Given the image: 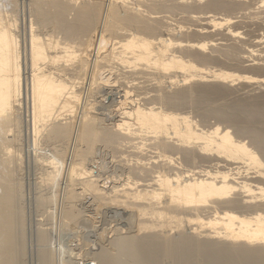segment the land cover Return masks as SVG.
<instances>
[{
	"label": "bare ground",
	"instance_id": "6f19581e",
	"mask_svg": "<svg viewBox=\"0 0 264 264\" xmlns=\"http://www.w3.org/2000/svg\"><path fill=\"white\" fill-rule=\"evenodd\" d=\"M4 1L7 5H0V264H22L21 256L26 252L22 239L26 219L20 203L23 185L17 164L23 155L20 147L16 148L24 131L23 123L20 131L24 119L21 109L28 116L25 126L29 137H34L35 149L40 148L41 137L53 145L51 157L38 160L49 185L61 181L64 155L69 153L65 144L69 140L74 144V161L66 173L67 205L63 204L68 222L81 218L78 203L87 194L100 204L110 203L111 208L115 205L134 210L139 217L136 235L118 241L120 237H116L107 247L103 243V250L94 258L98 264H264V93L252 99L211 103V97L220 98L228 84L239 80L256 89L264 86V58L255 56L249 39L245 41L236 27L239 23L245 24L247 32L253 28L263 31L264 0H137L134 6H130V0H29L27 8L25 1L21 2L23 32L17 0ZM36 25L44 30L51 27L54 33H43L41 28L43 31H38ZM55 31L65 39L56 38ZM214 32L222 37L205 40ZM175 35L186 39L177 41ZM225 59L238 69L255 65L256 72L241 74L210 66ZM115 63L130 69V73L140 69L141 73L133 74L144 73V79L151 78L145 77L147 71L153 73L155 83L159 78L160 92L152 93L153 102L144 99L142 104L140 98L132 107L128 106L132 91L125 89V99L119 92L124 101L108 102L121 104L116 108L119 119L109 125L98 117L104 113L97 112L93 101L98 98L93 96L92 100L89 94V98L84 97L79 87L88 81H83L88 75L91 85L99 88L102 81L106 85L109 78L105 79L102 72L109 66L113 69ZM166 83L179 88L170 91ZM95 90L90 94L95 95ZM189 104L198 106L203 119L214 116L228 126L200 128L193 117L175 112ZM142 132L149 133L148 137L151 134V143ZM237 134L246 135L250 141ZM98 144L112 152L124 147L138 152L132 158L127 157L130 154L121 157L120 171L125 178L120 185L106 186L103 176L88 166ZM148 150L152 156L146 153ZM234 163L244 166L231 167ZM223 166L228 170H221ZM47 197L41 199L42 204L48 205ZM202 215L207 219L198 224H206L203 229L191 225V232L171 234V230L182 227L183 218L189 223L193 216L198 222L205 221ZM41 243L44 246L45 242ZM114 247L117 253L112 252ZM45 248L38 254L40 264H58L56 256L53 262L50 247ZM121 254L127 257L125 261L124 255L123 263L118 262Z\"/></svg>",
	"mask_w": 264,
	"mask_h": 264
},
{
	"label": "rangeland",
	"instance_id": "374dc122",
	"mask_svg": "<svg viewBox=\"0 0 264 264\" xmlns=\"http://www.w3.org/2000/svg\"><path fill=\"white\" fill-rule=\"evenodd\" d=\"M3 1V2H2ZM20 1V3L22 2V1H25V5H26V8H27V2H29V0H19ZM19 1L17 0V2H18V7H19V5H20V7H19V9H17V10H19L20 11V14H18L19 16H21V20H19V22H20V29H22V28H24L23 27V25H24V21L25 20H23V17H22V3L21 4H19ZM137 0H130L129 1V4H130V6H134L136 3ZM0 2L2 3H0V5L1 6H6L7 5V3L4 1V0H0ZM6 4H5V3ZM24 9V8H23ZM18 11V12H19ZM17 12V11H16ZM17 12V13H18ZM24 13V12H23ZM238 15H242V14H239L238 13ZM235 16H237L236 14H235ZM239 17V16H238ZM240 18V17H239ZM28 19V18H27ZM238 19V18H237ZM236 19V20H237ZM241 19V18H240ZM182 20V19H181ZM239 20V19H238ZM182 22H183V20H182ZM180 24H182V23H180ZM239 23H236V27H237V30L240 32V36H243L244 38H245V41H247L246 40V38L247 39H249L247 42L249 43V41H250V44L252 45L251 46V48L252 49H255V53H256V55L255 56H258V57H260V58H264V57H261L260 55L262 54V53H264V30L262 31V29H261V31L259 30H256V28L254 29V31H253V29L250 31L249 30V32H250V34H249V32H247L248 31V29H246L247 27H244L245 26V24H239ZM26 25H27V28H28V20H27V23H26ZM239 26V27H238ZM36 27H39L38 25H36ZM41 28V26L39 27V29ZM46 28V27H45ZM38 29V31H41V29H43L44 30V27L43 28H41L40 30ZM42 30V31H43ZM41 31V32H42ZM221 31V30H220ZM22 32H23V29H22ZM47 32H53L54 33V30H52L51 29V27H47L44 31H43V33H46V34H51V33H47ZM216 32H214V36H206V37H204L205 38V40H209L210 38H215V39H219L220 37H222V35H220V33L219 32H217L216 34H215ZM219 33V34H218ZM252 33V34H251ZM45 34V35H46ZM245 34V35H244ZM56 35H58V37L56 36ZM120 36H121V34H119ZM54 36H56V38H60V37H63L64 38V35L62 36L61 35V33H57L56 34V31H55V35ZM60 36V37H59ZM192 38H193V36H191ZM195 37V36H194ZM262 37H263V39H262ZM63 38H62V40H63ZM175 38L177 39V41H178V39L179 40H184V39H186V36H184V35H175ZM184 38V39H183ZM196 38H199V39H201V37H195V38H193V39H196ZM203 38V37H202ZM226 38V37H225ZM251 38V39H250ZM65 39V38H64ZM241 39V38H240ZM243 39V38H242ZM257 40V41H256ZM221 41V40H220ZM259 41V42H258ZM226 42H230V41H225V43ZM255 43V44H254ZM262 44V45H261ZM258 46V47H257ZM111 47H112V45H111ZM111 47L109 46L108 47V51L111 49ZM175 48H177L176 46H174V49ZM173 49V48H172ZM179 49V46H178V48L177 49H175V50H178ZM260 50H262L261 51V54H260ZM259 54V55H258ZM264 55V54H263ZM228 61V60H227ZM226 61V59H225V61H219V62H216V63H212V64H210V66H213V69H222L223 68V70H230V71H234L235 70V72H239V73H241V74H253V73H255L256 71L254 70V68H253V66H255V65H250V66H248V68H246V69H238L236 66H234V65H232L229 61L227 62ZM260 62H262V61H260ZM264 62V61H263ZM66 63H68V62H66ZM69 63H71V62H69ZM68 63V64H69ZM248 63H250V62H248ZM227 64V65H226ZM264 64V63H263ZM106 66V65H105ZM116 66V67H115ZM110 67V66H109ZM108 67V68H109ZM112 67V66H111ZM110 67V68H111ZM118 67V68H117ZM232 67H233V69H232ZM68 68H70V66L68 67ZM103 68L105 69V68H107V67H104L103 66ZM106 69L105 70V73L104 72H102L101 74L105 77L106 76V78L105 79H107V78H109V81L108 82H110V83H108L107 82V84L105 85V83L102 81V80H99V83L102 81V84L99 86V88H97L98 86L97 85H95V86H97V87H95V86H93V85H91V83H90V76L88 75V79H87V76L83 79V81L85 80V82L86 83H84V82H82V84H83V86H84V90L82 89V87L83 86H81V87H79L80 89V91L82 92L83 91V95H84V97H86L88 94L91 96V99L92 100H94V98H92L93 96L95 97V99L96 98H98L97 100H95V101H93V102H95V107H97V112L98 113H101V112H104L103 114H99L98 115V117L99 118H103L104 119V121H105V119H106V121H107V124H111L112 122H114L115 120H117V119H119V113H118V107H120V105L121 104H119L120 102H121V100L124 98L125 99V96L123 95V93H124V91H125V89L126 90H129V91H132L131 92V96H130V99L128 100V106H130V107H132V105H134L133 103H135V101L137 100V99H140V98H142V99H140L141 101H143V102H141L142 104L143 103H145V101H144V99L146 100V101H148L149 102V100L151 101V102H153L154 101V99H152V98H154V96H153V94L155 95V94H158V91H159V85H158V81H159V78L157 79V83H155L156 82V80H155V82H154V80H152V77H154L152 74L153 73H149L148 71H147V73L148 74H145V77H146V75H147V77H151V78H145L144 79V73H142L141 75H142V77H141V75L140 76H138V74L139 73H141V72H139L140 71V69H138V70H134L135 72H138V74H133V73H135V72H133V71H131L132 73H130V69L129 70H127L128 68H124V67H122L121 65H119V64H114V68L113 69H110L111 71H109V69ZM249 68H251L250 70H249ZM100 69H102V68H100ZM238 69V70H237ZM255 72H254V71ZM70 71V70H69ZM102 71H104V70H102ZM107 71H109V72H107ZM113 71V72H112ZM142 71V70H141ZM70 72H72V71H70ZM128 72V73H127ZM246 72V73H245ZM99 73H100V71H99ZM101 74H100V76H101ZM119 74V75H118ZM179 74H182V73H179ZM102 76V77H103ZM126 77V78H125ZM138 77H141V79L140 78H138ZM157 77H158V74H157ZM160 77V76H159ZM110 78H111V80H110ZM144 79V80H143ZM164 79V78H163ZM151 80H152V82H151ZM117 81V82H116ZM140 81H141V83H140ZM143 81V82H142ZM128 82V83H127ZM135 82H137V83H135ZM153 82L157 85H155V84H153ZM103 83H104V85H103ZM112 83V84H111ZM142 83H143V85H142ZM192 83V82H191ZM215 83H217V82H215ZM146 84V85H145ZM151 84V85H150ZM167 84V83H166ZM226 84V83H225ZM86 85H90L91 86V88H92V86H93V88L95 87V89H93V90H95V92L93 93L92 92V94H95V95H91L90 94V92L89 91H93L91 88L88 90L87 89V87L89 88L90 86H87L86 87ZM123 85V86H122ZM140 85H141V87H140ZM164 85H165V83H164ZM251 84L250 83H246V82H243L242 80H239V81H236L235 83H233L232 85H230V84H228V86H227V88H228V90H224L225 91V93L224 92H222L221 94H223L222 96H220V98H217V97H219L218 95H217V97L216 96H213V98H214V100L216 101H213L212 99V97H211V103H217V102H228V101H231L232 100V102L235 100H239L240 101V99L241 100H245L246 98L247 99H252V98H255L256 97V95H257V97L259 96V94H261V92L262 93H264V86L262 85L260 88H254V86H250ZM256 85V84H255ZM102 86H103V88H102ZM144 86V87H143ZM167 89L168 90H170V91H173L174 89H177V88H179L178 87V85H177V87L176 86H172L171 85V87L169 86V84H167ZM226 86V85H225ZM101 87V88H100ZM106 87V88H105ZM154 87V88H153ZM137 88V89H136ZM140 88V89H139ZM146 88V89H145ZM149 88V89H148ZM151 88V89H150ZM226 88V87H225ZM253 88V89H252ZM87 89V90H86ZM105 89V90H104ZM114 90V92L113 91H110V90ZM156 89H158V90H156ZM86 90V91H85ZM106 90H108V92H112V94H114L115 92H116V94L119 96L120 95V93H122L121 95H123V96H117L116 94H115V97H116V99H115V97H114V95L113 96H111V95H107L108 94V92L106 91ZM135 90H137V91H135ZM147 90H149V91H147ZM153 92H152V91ZM263 90V91H262ZM101 91V92H100ZM104 91H105V93H104ZM227 91V92H226ZM118 92V93H117ZM120 92V93H119ZM160 92V91H159ZM86 93V94H85ZM98 93V94H97ZM102 93V94H101ZM153 93V94H152ZM246 93V94H245ZM106 95L105 97H104V95ZM133 94V95H132ZM139 95V97L138 96H136V95ZM149 94V95H148ZM151 94V95H150ZM220 94V95H221ZM89 95H88V98H89ZM100 95V96H99ZM103 97H102V96ZM150 96V97H148V96ZM262 95V94H261ZM141 96V97H140ZM255 96V97H254ZM109 97V98H108ZM113 97H114V99H113ZM123 97V98H122ZM137 97V98H136ZM216 97V98H215ZM249 97V98H248ZM103 98H105V99H103ZM240 98V99H239ZM243 98V99H242ZM245 98V99H244ZM115 101V102H118L120 99V101H119V103L117 104V103H115V102H113V103H111V104H109L108 102L109 101ZM124 99H123V101H124ZM132 99V100H131ZM149 99V100H148ZM152 99V100H151ZM237 100V101H238ZM96 101H99V102H97V105H96ZM134 101V102H133ZM213 101V102H212ZM103 102V103H102ZM137 102V101H136ZM147 103V102H146ZM230 103V102H229ZM113 104V106H109V105H112ZM217 104H219V103H217ZM119 105V106H118ZM159 105V104H158ZM189 105H193V104H189ZM185 106L184 108H182V110H180V109H178V110H176L175 112H179V113H181V114H185V115H188V116H191V117H193V120H197V122H198V124H199V126H200V128H203V127H205L206 129H208V128H210L211 126H214V125H216V124H219V125H222V127L223 126H228V123L226 124V122L224 123V122H218V119L216 118V117H214V116H211V117H208L206 120L205 119H203V117H201V114H200V111H199V108H198V106L196 107L195 105H193V106ZM108 106V107H107ZM115 106V107H114ZM197 108H195V107ZM187 107H190V108H188L187 109ZM192 107H194V108H192ZM100 108V109H99ZM117 108V109H116ZM187 110H186V109ZM103 109V110H102ZM111 109H112V111H111ZM113 109H114V111H113ZM183 109H185V110H183ZM100 110V111H99ZM171 110V109H170ZM21 111H22V114H20V117H23V118H21V119H23V121L22 122H20V131L22 130V127L21 126H25L26 125V123L27 122H25L26 121V119L27 118H25L26 116H27V114H26V111L24 110V109H21ZM190 111V112H189ZM23 112L26 114V115H23ZM21 113V112H20ZM107 113V114H106ZM69 114V113H68ZM112 114V115H111ZM22 115V116H21ZM105 115V116H104ZM28 117V116H27ZM78 117V116H77ZM107 117V118H106ZM106 121H105V123H106ZM21 123H23V125L21 124ZM223 123V124H222ZM23 126V130L24 131H21V136H19V138H18V144H17V146L18 147H16L17 149L19 148L20 149V151H21V153H22V158L20 159V161H18L17 162V164H18V167L20 166V171H18V173L20 174L19 175V177H21V180L20 181H22V183H21V185H23V187L21 188V185H20V188H21V190H23V192H21V196L22 195H24V197L22 196V198L20 199V203H22V206H23V211L25 212L24 214H23V218L24 219H26V222H25V220H24V222H23V227H22V229H23V233H22V239H23V241H25L24 242V244H23V251L25 252V250H24V248L26 249V252L23 254L22 253V255H24V257L23 256H21V261H23V263L24 264H40V256L38 255L39 254V252L41 251V249L42 248H45V246H46V248H49L50 247V250L52 251V258L54 259L53 260V262L56 260L55 259V257L54 256H56V257H58L57 259H59V260H56V262L58 261V264H62V261L63 262H66L67 261V264H69V262H68V260H71L72 261V264H81V263H79V262H81L82 261V264H87L88 262H91L92 264H98V262L97 261H95L94 260V258H95V255L99 252V251H101V250H103V243L104 244H106V246L105 247H107V245H112L111 243L113 242L114 243V240L113 239H115L116 237H120L119 239L117 238V241L118 240H122V237H124V238H127V237H129V236H133V235H136L137 234V228H138V226H139V223H137L138 221H139V217L137 216V214H136V212H134V210H129V209H124V207H118V206H115V205H112V208H111V205H110V203L109 204H102V202H101V204H100V202H97L96 200H94V199H92V198H94V197H92V195L91 194H87L85 197H84V200H83V198L81 199V201H79V203H78V207H79V209H80V212H82V215H81V213H80V216L79 217H81V218H79L78 220H75V221H73V222H68V220H67V218L64 216L65 215V212H63V210H65V208H66V205H67V198H66V195H67V190H68V188H69V181H68V179H67V170H68V167H69V165L74 161V157H72V154H73V148H74V144L73 143H71L70 142V140H69V143L68 144H65V146L66 145H68L69 147L67 148L68 149V151L67 152H69V153H67V154H69V155H67V154H65L64 155V158L65 159H63L64 160V165H63V171H64V173H63V175L64 176H62L59 180H61V181H59V183H58V185L56 184V185H49L48 184V182H46V179H44L45 178V175L42 173V172H44V171H42L41 170V167L42 166H40V165H42V164H40V163H38V160H39V162H41L42 160H45V159H47L48 157H51V155H52V153H53V145H49V141H47V142H49V143H45V141L46 140H44V138L43 137H41V141L42 142H44L43 144L41 143V141H40V148L37 150V149H35V147H34V137H33V135L31 134V137H29V135H30V133H29V131L26 129V126L24 127ZM230 126V125H229ZM224 128V127H223ZM230 128H232V127H230ZM26 130V131H25ZM28 131V132H27ZM233 131H235L234 130V128H233ZM23 132V133H22ZM236 132V131H235ZM145 133V132H144ZM143 132H142V136L143 137H145V138H150L151 137V134H150V137H148L149 136V133H145L144 134ZM145 135V136H144ZM148 135V136H147ZM239 137L241 136V138L240 139H245L246 141H250V139H249V137H247L245 134V136L244 137H242V134H237ZM27 136H28V138H27ZM237 136V137H238ZM21 137V138H20ZM145 140V139H144ZM150 140V139H149ZM138 141V140H137ZM139 141H140V138H139ZM16 142H15V144H14V146H16ZM146 142H147V140H146ZM148 143H151V140L150 141H148ZM42 144V145H41ZM46 144H48V145H46ZM56 144H58V143H56ZM71 144H73V145H71ZM45 145H46V147H45ZM55 145V144H54ZM38 146V147H39ZM43 148V149H42ZM69 148H70V151H69ZM125 148V147H124ZM120 149L119 151L118 150H115V152L113 153L112 152V150L109 148H107V147H105V146H103L102 144H98V146H96V150H95V156H92V158L90 157L87 161H88V166L92 169L93 167V170H97V171H94V173H99V174H101V177H102V179H104V181L103 182H106V186H113L114 184H116V185H120L123 181H121V180H123L122 178H125V175L123 176V174H122V171H120L121 170V163L122 162H120V160H121V157L122 156H124V157H126V155H128V154H130V155H128L127 157H134L135 155H138V152L136 153L135 151H133L131 148H129L130 150H131V152H130V150L128 149V148H126V149ZM36 150V151H35ZM125 150V151H124ZM127 150V151H126ZM150 150V149H149ZM146 151V153L147 154H151V156H152V154H153V152H150V151ZM118 151V152H117ZM121 151V152H120ZM130 153H129V152ZM133 151V152H132ZM153 151V150H152ZM30 152V153H29ZM35 152H37V154H35ZM112 152V153H111ZM125 152V153H124ZM116 153V154H115ZM122 153V154H121ZM124 154V155H123ZM140 154V153H139ZM147 154H145V152H144V156H148ZM25 155V156H24ZM29 155V156H28ZM36 155V156H35ZM38 155V156H37ZM134 155V156H133ZM41 156V157H40ZM118 156H120V157H118ZM155 156V155H154ZM41 158V159H40ZM120 158V159H119ZM92 161H91V160ZM95 159V160H94ZM117 159V160H116ZM94 160V161H93ZM24 161V162H23ZM72 161V162H71ZM112 161V162H111ZM119 161V162H118ZM29 163V164H28ZM19 164H21V165H19ZM40 164V165H39ZM196 164V163H195ZM195 164H193V165H195ZM223 164H225V162H223ZM237 163H234L231 167H236L237 165L238 166H244V164H242V163H238L237 165H236ZM198 165H199V163H198ZM103 166V167H102ZM120 167V168H119ZM225 166H223V168H224ZM226 167H228V165H226ZM225 167V168H226ZM230 167V166H229ZM197 168H199V167H197ZM222 167H221V170H228V168L227 169H223ZM19 169V168H18ZM17 169V170H18ZM43 170H44V168H42ZM102 169V170H101ZM17 172V171H16ZM17 174V173H16ZM43 174V175H42ZM113 174V175H112ZM118 174V175H117ZM42 175V176H41ZM113 177H112V176ZM43 176H44V178H43ZM65 176H66V178H65ZM17 177H18V175H17ZM105 177V178H104ZM43 178V179H42ZM64 178V179H63ZM114 178V179H113ZM20 179V178H19ZM66 179V180H65ZM41 180H44L43 182H45V184L43 183L42 184V181ZM117 180H119V181H117ZM45 186V187H44ZM52 186V187H51ZM78 186V185H77ZM39 187V188H38ZM43 187V188H42ZM47 187H51L50 189L49 188H47ZM54 187V188H53ZM57 187V188H56ZM78 187H80V186H78ZM44 188H46V190L44 189ZM51 190V192L52 191H55V189L57 190V192L56 193H58V194H56L55 192H52V195H51V192L49 191V190ZM38 190V191H37ZM64 190V191H63ZM46 191V192H45ZM41 192H42V194H41ZM50 193V195H48ZM60 193H61V195H60ZM58 195V196H57ZM91 195V196H90ZM47 196H50V201H47L48 202V205H47V203H46V205L43 203L42 204V202H41V199H43L44 197L45 198H48ZM52 196V197H51ZM53 197H55V198H57L56 200H55V198L53 199ZM40 198V199H39ZM24 199V200H23ZM49 199V198H48ZM51 199H52V201H51ZM54 200V201H53ZM66 200V201H65ZM94 200V201H93ZM56 201V202H55ZM55 202V204H53ZM60 202V203H59ZM65 202V203H64ZM92 202V203H91ZM37 203H39V204H37ZM51 203V204H50ZM42 204V205H41ZM49 204H50V206H49ZM63 204H66L65 206L63 205ZM93 204V205H92ZM38 205H41L40 206V208H42V210L39 208V206ZM46 206V207H43V206ZM52 205V206H51ZM102 205H103V207H102ZM49 206V207H48ZM98 207V210H97V207ZM63 207H65L64 209H63ZM101 209H100V208ZM107 207V208H106ZM118 207V208H117ZM43 208H45V211L43 210ZM120 208V209H119ZM48 209V210H47ZM122 209L124 210V211H122ZM54 210V211H53ZM82 210V211H81ZM51 211V212H50ZM53 211V212H52ZM125 211H127V213H125ZM133 211V212H132ZM49 212V213H48ZM62 213H64V214H62ZM84 213H87V214H84ZM123 213V214H122ZM132 213V214H131ZM133 213H135L134 215H133ZM44 214V215H43ZM127 214V215H126ZM129 214H130V216H129ZM192 214H194V213H192ZM62 215V216H61ZM84 215V216H83ZM181 215V218H182V216L184 215V214H180ZM127 216V217H126ZM203 216V220H205V221H200L201 219H198L200 222H198V221H196V217H194L193 216V218L192 219H194L193 221H195L194 223H192L193 221L191 220V224L189 223V221L187 220L188 219V216L186 215H184L183 217H187V221H185V218H183L182 220H184L183 222H181V225H182V227L180 226V228H176V229H173V230H171V234H173V235H175V234H180L179 232H181V231H183L184 233H188V232H191V231H193L192 229H191V227L193 226V228H198L199 230H200V228H201V226L203 225H201V226H199L200 225V223H202V222H206V215L204 216V215H202ZM65 217V218H64ZM129 217V218H128ZM190 217V216H189ZM120 218V219H119ZM127 218V219H126ZM136 218V219H135ZM179 218L180 217H178V220H179ZM205 218V219H204ZM101 219V220H100ZM175 220V219H174ZM58 221V222H57ZM63 221V222H62ZM77 221V222H76ZM130 221V222H129ZM177 221V220H176ZM50 222V223H49ZM127 222V223H126ZM189 223V225H188V223ZM77 223V224H76ZM132 225H131V224ZM183 223V224H182ZM196 223V224H195ZM64 224V225H63ZM113 224V225H112ZM199 224V225H198ZM108 225H109V227H108ZM128 225V226H127ZM131 225V226H130ZM136 227H135V226ZM138 225V226H137ZM192 225V226H191ZM198 225V226H197ZM115 226H116V228H115ZM131 228H130V227ZM183 226H184V228H183ZM189 226V227H188ZM207 225L206 224H204L203 225V227H206ZM25 227V228H24ZM78 227V228H77ZM118 227V228H117ZM126 227H128V228H126ZM110 228V229H109ZM130 228V229H129ZM181 228H183V229H181ZM189 228V229H188ZM43 230L44 231V233H43V231H40V230ZM201 229H203V228H201ZM115 230V231H114ZM129 230V231H128ZM25 231V232H24ZM47 231V232H46ZM94 231V232H93ZM100 231L102 232V233H100ZM132 231V232H131ZM40 232H42L44 235L46 234V236H45V238L47 239H44L43 238V234L41 233V235L42 236H40ZM77 232V233H76ZM126 232V233H125ZM118 233V234H117ZM121 233V234H120ZM134 233H136V234H134ZM25 234V235H24ZM101 234H103L102 235V237H101ZM123 234V235H122ZM131 234V235H130ZM108 235V236H107ZM121 235V236H120ZM126 236V237H125ZM40 237H42L41 238V240H40ZM123 238V239H124ZM110 239H112L111 241H110ZM44 240H46V241H44ZM97 240H100V241H97ZM104 241V242H102V241ZM107 240V241H106ZM109 240V241H108ZM115 241H116V239H115ZM41 242H45L44 243V246H42L43 244L41 243ZM47 242V243H46ZM106 242V243H105ZM83 243V244H82ZM102 243V244H101ZM42 244V245H41ZM81 244V245H80ZM83 245V246H82ZM86 245V246H85ZM25 246V247H24ZM100 246H102V247H100ZM115 246V245H114ZM104 247V248H105ZM45 248V249H46ZM54 250H52V249ZM112 248H113V246H112ZM45 249H44V251H45ZM82 249V250H81ZM48 250V249H47ZM46 250V251H47ZM66 252H65V251ZM49 251V250H48ZM56 251V252H55ZM75 251V252H74ZM41 252H43V249H42V251ZM85 252V253H84ZM112 252L113 253H117V251H116V249H115V247H114V249H112ZM66 253V254H65ZM72 253V254H71ZM81 253V254H80ZM89 253V254H88ZM41 254V253H40ZM56 254V255H55ZM26 255V256H25ZM125 255V254H124ZM124 255H119L118 256V262L120 261V263H123V258H124ZM70 256V257H69ZM125 257H126V255H125ZM61 259V260H60ZM87 259V260H86ZM125 259V258H124ZM24 260H26V262H24ZM90 260V261H89ZM127 260V257H126V259H125V261ZM60 261H61V263H60ZM71 261H70V264H71ZM84 261V262H83ZM55 262V263H56ZM22 263V264H23ZM42 264V263H41ZM64 264H66V263H64Z\"/></svg>",
	"mask_w": 264,
	"mask_h": 264
},
{
	"label": "water",
	"instance_id": "95a60500",
	"mask_svg": "<svg viewBox=\"0 0 264 264\" xmlns=\"http://www.w3.org/2000/svg\"><path fill=\"white\" fill-rule=\"evenodd\" d=\"M87 264H92L91 262H88Z\"/></svg>",
	"mask_w": 264,
	"mask_h": 264
}]
</instances>
